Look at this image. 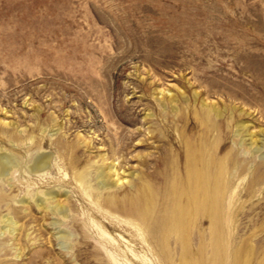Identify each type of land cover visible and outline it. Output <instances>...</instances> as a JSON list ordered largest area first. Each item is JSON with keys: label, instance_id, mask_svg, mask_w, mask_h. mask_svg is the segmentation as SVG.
Returning a JSON list of instances; mask_svg holds the SVG:
<instances>
[{"label": "rangeland", "instance_id": "1", "mask_svg": "<svg viewBox=\"0 0 264 264\" xmlns=\"http://www.w3.org/2000/svg\"><path fill=\"white\" fill-rule=\"evenodd\" d=\"M156 90L173 99L161 104ZM217 145L232 173L226 226L258 264L264 0H0V154L18 164L0 175V264H117L88 226L77 171L97 198L121 200L143 183L161 189L167 167L184 170L188 146ZM41 154L51 156L45 179L30 171ZM112 162L122 179L97 189V170Z\"/></svg>", "mask_w": 264, "mask_h": 264}, {"label": "bare ground", "instance_id": "2", "mask_svg": "<svg viewBox=\"0 0 264 264\" xmlns=\"http://www.w3.org/2000/svg\"><path fill=\"white\" fill-rule=\"evenodd\" d=\"M165 97L173 99L170 93L156 90L157 101L162 104ZM150 116L147 114L145 118ZM246 128L245 124L239 125L237 135ZM141 134V130L131 132L127 137L131 142L126 146L129 147L134 137ZM250 140L251 145L255 144L252 135ZM217 146L212 151L205 146H188L184 170L180 172L176 163H172L169 167L172 173L168 174L167 167L161 189L143 183L136 194L126 195L121 200L97 198L95 189L88 184L87 171H77V192L80 198H84V206L89 212L88 226L100 237L106 255L112 261L119 264L120 256L130 255L147 264H151L149 256L165 264H253L254 247L244 241L238 242L236 227L231 226L229 230L226 226L231 220L232 225L235 222L234 207L229 213L230 204L227 206V200L232 201L233 192L226 175L232 173L227 160L218 155ZM50 160L48 154L39 155L30 166L31 173L40 179L48 178ZM17 167L14 158L0 154V175ZM121 179L114 162L104 164L97 170V189L109 190ZM57 196L56 193L51 199L57 200ZM51 209L57 213L66 212L61 203ZM111 230L120 233L115 236ZM65 237L62 234L58 238ZM172 244L176 245L175 249ZM175 257L178 262L174 261ZM258 264H264V260Z\"/></svg>", "mask_w": 264, "mask_h": 264}]
</instances>
